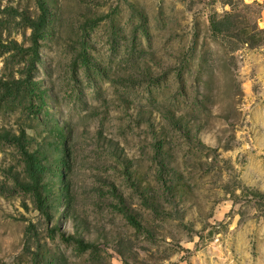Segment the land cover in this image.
I'll return each instance as SVG.
<instances>
[{"label":"rangeland","instance_id":"1","mask_svg":"<svg viewBox=\"0 0 264 264\" xmlns=\"http://www.w3.org/2000/svg\"><path fill=\"white\" fill-rule=\"evenodd\" d=\"M0 264H264V0H0Z\"/></svg>","mask_w":264,"mask_h":264}]
</instances>
